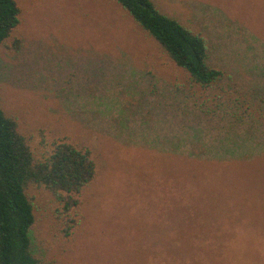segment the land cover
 Listing matches in <instances>:
<instances>
[{
    "label": "rangeland",
    "instance_id": "374dc122",
    "mask_svg": "<svg viewBox=\"0 0 264 264\" xmlns=\"http://www.w3.org/2000/svg\"><path fill=\"white\" fill-rule=\"evenodd\" d=\"M15 1L0 108L35 160L96 167L69 214L26 189L39 264H264V0H153L206 37L208 90L116 0Z\"/></svg>",
    "mask_w": 264,
    "mask_h": 264
},
{
    "label": "trees",
    "instance_id": "16d2710c",
    "mask_svg": "<svg viewBox=\"0 0 264 264\" xmlns=\"http://www.w3.org/2000/svg\"><path fill=\"white\" fill-rule=\"evenodd\" d=\"M116 1L187 73L193 87L208 90L222 77L223 71L208 63L204 35L161 12L153 0ZM19 13L15 0H0V42L18 24ZM95 172L90 151L67 142L56 144L45 159L35 160L15 120L0 108V264H39L31 250L34 210L26 194L29 186L47 189L69 214Z\"/></svg>",
    "mask_w": 264,
    "mask_h": 264
}]
</instances>
